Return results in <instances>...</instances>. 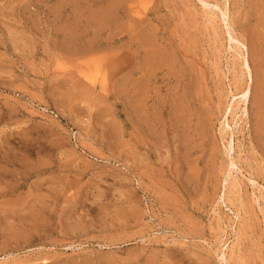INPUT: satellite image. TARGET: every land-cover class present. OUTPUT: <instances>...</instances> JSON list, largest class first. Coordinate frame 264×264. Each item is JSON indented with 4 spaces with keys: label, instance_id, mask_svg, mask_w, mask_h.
Here are the masks:
<instances>
[{
    "label": "rangeland",
    "instance_id": "obj_1",
    "mask_svg": "<svg viewBox=\"0 0 264 264\" xmlns=\"http://www.w3.org/2000/svg\"><path fill=\"white\" fill-rule=\"evenodd\" d=\"M259 187L264 0H0V264H264Z\"/></svg>",
    "mask_w": 264,
    "mask_h": 264
},
{
    "label": "bare ground",
    "instance_id": "obj_2",
    "mask_svg": "<svg viewBox=\"0 0 264 264\" xmlns=\"http://www.w3.org/2000/svg\"><path fill=\"white\" fill-rule=\"evenodd\" d=\"M216 7H218V5H216ZM219 10H220V8H218ZM228 14H229V11L226 9V12L224 13V11H222V18H223V20H226L227 18H228ZM228 33L230 34V37H231V41H234V42H236V43H238V44H242L244 47H246L245 46V44L244 43H242L241 41H239L238 39H235V37H233L232 36V34L230 33V28H229V30H228ZM236 54H234L233 55V57H234V59H236L237 61H239L240 62V65H241V73H242V76L244 77L245 75H246V73H249L250 74V72H251V68H250V65H249V62H248V58H247V54H246V51H244V50H242L240 47H239V45H237L235 48H231ZM84 68V67H83ZM248 94H249V89H245V90H243L242 92H240L239 94H233V97H236L237 95H241L240 96V98L239 99H237V98H233V101H232V104H233V106L235 107H237V108H242L243 109V111H244V116H247V109H246V103H247V96H248ZM232 105H231V108H230V112H229V114H232L231 116H232V118H235L234 116H235V113L234 112H232L233 111V107ZM225 120H226V122H227V126L225 127L226 129L227 128H230V125H229V122L227 121V118H225ZM234 120V119H233ZM230 184L228 185V188L230 187H232V189H235L236 188V190L238 189V191H237V193H239L241 190L239 189V188H237V183H235V184H233V183H231V182H229ZM258 191L262 194V196H261V199L263 200V202H264V192H263V189L262 188H258ZM230 193V192H229ZM235 193V192H234ZM240 197V196H239ZM238 197V198H239ZM232 198V197H231ZM231 198H229L230 199V201H232V199ZM233 198H235V197H233ZM224 199H225V197H224ZM234 200V199H233ZM240 201V200H239ZM233 202V201H232ZM257 202V201H256ZM229 251H230V254H231V256L233 255H235V253H236V246H234V244H232V245H230L229 246ZM223 257H226V254H223Z\"/></svg>",
    "mask_w": 264,
    "mask_h": 264
}]
</instances>
